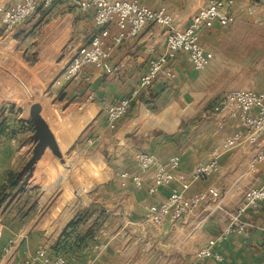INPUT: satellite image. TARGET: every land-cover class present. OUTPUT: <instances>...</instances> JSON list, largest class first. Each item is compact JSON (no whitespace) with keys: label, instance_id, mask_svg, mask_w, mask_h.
I'll return each instance as SVG.
<instances>
[{"label":"crops","instance_id":"1","mask_svg":"<svg viewBox=\"0 0 264 264\" xmlns=\"http://www.w3.org/2000/svg\"><path fill=\"white\" fill-rule=\"evenodd\" d=\"M16 1L0 0V5L12 6ZM125 1H135L154 10L164 9L172 16L173 26L181 30L189 18L211 0ZM254 2L255 14L264 20V6ZM243 5L245 2L235 1V19L227 27L216 24L199 32L200 46L213 55L205 69L217 63L219 49L226 48L236 24L244 20L253 22L238 13ZM93 12L79 9L74 0H62L37 13L38 20L44 22L39 29L37 48L45 49L48 56L55 55V50L59 55L63 50L68 53L60 60L56 54L57 58L54 56L47 62L38 56L34 60L22 57L18 63L26 66L23 72L33 80V92L15 94L20 102L10 99L0 103V264H42L36 258L40 248L50 257L63 255L67 264H264V202L241 217L251 226L244 233L224 234L228 214L234 213L242 204L243 192L264 183V163H251L255 151L247 143L219 152L226 137L244 130L236 117H227L220 122L222 116L212 113L217 96L227 91L205 92L201 89L199 82L205 69L196 72L184 54H170L166 66L173 77H159L140 94L129 113L114 125L106 119V108L127 97L145 74L149 61L165 54L163 28L146 24L136 37L125 38L113 46L108 64L114 71L110 74L87 66L78 82L62 90H49L51 82L70 62L75 50L87 46L98 32ZM108 32L107 47L119 33L115 22L108 25ZM51 72L53 78L44 86V92H39L36 83ZM40 100L46 103V110ZM33 104L41 106L40 116L61 155L69 151L70 156L100 161L103 165L105 160L112 162L103 173L104 176L108 172L106 183L94 186L85 198L53 206L44 214L40 202L34 209L27 195L40 174V163L46 168L55 166L56 161L61 164L55 156L49 158L46 149L35 163L31 177L24 182L25 174L19 176L33 149L30 139L33 127L29 120V108ZM75 111L80 114L69 116ZM42 112H46V116ZM77 130L73 140L67 142V136ZM259 139L264 145V134ZM58 141L64 149L61 150ZM139 152L152 154L162 163L172 157L179 159L175 180L159 188L154 196L146 192L152 172L140 171L134 161V155ZM212 154H217V172L191 183L185 196L213 188L214 198L187 220H166L158 229H139L137 223L147 209L164 203L171 190L179 188L182 178L189 180L195 168ZM65 159L68 162L69 158ZM65 168L66 164L61 170L63 178L60 177L48 193L64 180ZM121 172L137 176L142 182L141 188L129 180L121 187L117 178ZM11 176H15L16 183L12 190L3 191ZM82 192L83 188H80L78 193ZM75 221H79L78 226L68 228ZM81 235L83 240L77 243L75 238ZM210 240H217L213 253L220 260L196 259V251Z\"/></svg>","mask_w":264,"mask_h":264},{"label":"built area","instance_id":"2","mask_svg":"<svg viewBox=\"0 0 264 264\" xmlns=\"http://www.w3.org/2000/svg\"><path fill=\"white\" fill-rule=\"evenodd\" d=\"M59 1L62 0H17L12 6L1 5L0 23L3 32L11 34L38 10H47ZM235 1L211 0L189 18L188 24L183 29L178 30L173 26L172 16L164 9H150L135 1L74 0L79 9L94 11L93 21L98 32L91 37L87 46L75 50L70 62L51 82L49 90H62L78 82L81 79L82 70L87 66L110 74L114 71L108 64L113 46L120 44L125 38L136 37L146 24L163 28L165 54L149 61L145 74L139 78L136 87L127 97L106 108V119L110 125H114L129 113L140 94L148 90L159 77L167 79L173 77L166 66L170 54H184L196 72L203 71L209 65L213 55L200 46L199 32L216 24L225 28L232 23L235 19L233 11ZM241 1L245 2V5L240 7L238 13H243L254 23L263 21L262 17L255 14L254 0ZM257 1L264 6V0ZM111 22H115L119 33L111 39L112 45L107 47L105 41L109 37L108 25ZM211 111L216 116H222L220 122L227 117H236L244 130L226 137L220 146V153L239 148L247 143L255 151L251 163L253 165L264 163V145L260 144L259 139L264 134V92L251 90L223 92L217 96ZM134 161L140 171L152 172L151 183L146 187L149 196H154L159 188L172 183L179 167L177 157L169 158L166 163H162L154 155L142 152L134 155ZM217 170V154H212L206 162L195 168L189 180L182 178L179 188L172 189L164 203L148 208L137 223V227L141 230L158 229L166 220L175 222L190 218L200 206L214 198L215 191L213 188H207L190 197L185 196L186 191L191 183L203 180ZM117 178L121 187H125L128 180L138 188L142 186L137 176L127 172L117 174ZM262 202H264V183L245 190L242 194V204L234 213L228 214L224 234L244 233L251 226L243 222L241 217L247 210L257 209ZM216 242L217 240H210L204 247L198 249L195 253L196 259L214 258L219 261L220 257L213 253ZM36 258L42 264H67L63 255L50 257L41 248L36 252Z\"/></svg>","mask_w":264,"mask_h":264},{"label":"rangeland","instance_id":"3","mask_svg":"<svg viewBox=\"0 0 264 264\" xmlns=\"http://www.w3.org/2000/svg\"><path fill=\"white\" fill-rule=\"evenodd\" d=\"M194 1L198 0H193L192 2ZM40 11L43 10L33 14L31 18L24 21L10 35L3 32V27L0 23L1 104L3 102L7 103V100L10 99L20 102L19 96L15 94L33 92V80L28 78L23 72L26 66L22 67L18 63L22 57L27 60H34L38 56L39 59L46 60V62L53 59L54 56L57 58L58 50H55V55L48 56L45 49L37 48L39 46L37 40L39 29L44 23L43 20L39 21L36 17V14ZM233 29L236 34L233 33L224 50L219 49L217 63L203 71L204 77L200 80L199 86L205 92H222L233 89L264 91V20L260 23L244 20L236 24ZM67 53L66 50L61 51V55L58 54L57 59L60 60ZM53 76V72L45 74L43 80L40 79L36 83V89H40L39 92H44V86ZM1 93L4 94L3 97H1ZM40 103H43V110H46V103L43 100H40ZM45 114L47 113L45 112ZM45 114L43 116H46ZM79 114V111H75L69 116ZM77 133L78 130L72 135H68L66 141H72ZM59 147L61 150L64 149V146L59 145ZM48 154L49 158H53L50 151H48ZM63 155L62 159L67 166L65 168L67 174L64 171L66 176L61 184L53 192L50 191L48 193V190L63 176V171L61 170L64 169V166L59 165L58 161H56L55 166L46 168L40 163L38 165V168L41 169L40 174L35 179L33 189L27 195L30 198V202H33L34 209H36L37 202H40L42 214L53 206L61 205L64 202L70 204L79 198H85L94 186L106 183L109 180L107 177L108 172H105L104 176L103 173L107 171L105 167L112 165V162L105 160L103 165L100 161L95 162L70 156L69 151L64 152ZM65 157L69 158L68 162H66ZM41 166L43 167L41 168ZM98 176H101V178H98ZM103 178L104 180H102ZM80 188H83L82 193H78ZM45 196L46 198H44Z\"/></svg>","mask_w":264,"mask_h":264},{"label":"water","instance_id":"4","mask_svg":"<svg viewBox=\"0 0 264 264\" xmlns=\"http://www.w3.org/2000/svg\"><path fill=\"white\" fill-rule=\"evenodd\" d=\"M257 1V0H256ZM64 93L61 94V97ZM41 106L39 104H33L29 108V120L33 127V134L31 136V141L33 142V149L31 151V156L25 163L19 176L25 174L24 182H26L32 175L35 163L39 160L44 151L48 149L53 156L60 159V164L65 166L64 160H62V155L55 143L54 137L50 132L47 124L40 116Z\"/></svg>","mask_w":264,"mask_h":264},{"label":"trees","instance_id":"5","mask_svg":"<svg viewBox=\"0 0 264 264\" xmlns=\"http://www.w3.org/2000/svg\"><path fill=\"white\" fill-rule=\"evenodd\" d=\"M16 182H15V176H11L10 177V179H9V185L6 187H4L3 188V191L5 190V189H7V188H10V190H12V187L14 186V184H15ZM78 224H79V221H75V222H73V223H71V224H69V226H68V228H71V229H73V228H75L76 226H78ZM86 234V233H85ZM63 235H66V234H63ZM83 240V235H81V236H76V238H75V241H77V243L78 242H81Z\"/></svg>","mask_w":264,"mask_h":264}]
</instances>
